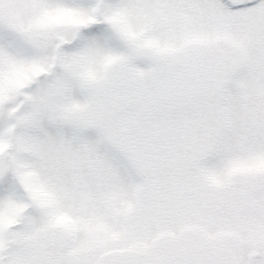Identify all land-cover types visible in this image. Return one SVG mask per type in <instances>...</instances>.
<instances>
[{
	"label": "snow or ice",
	"instance_id": "snow-or-ice-1",
	"mask_svg": "<svg viewBox=\"0 0 264 264\" xmlns=\"http://www.w3.org/2000/svg\"><path fill=\"white\" fill-rule=\"evenodd\" d=\"M0 264H264V0H0Z\"/></svg>",
	"mask_w": 264,
	"mask_h": 264
}]
</instances>
